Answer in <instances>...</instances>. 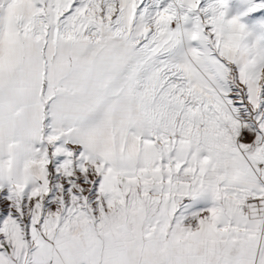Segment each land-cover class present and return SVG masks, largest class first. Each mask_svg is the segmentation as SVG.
<instances>
[{"label":"snow or ice","instance_id":"1","mask_svg":"<svg viewBox=\"0 0 264 264\" xmlns=\"http://www.w3.org/2000/svg\"><path fill=\"white\" fill-rule=\"evenodd\" d=\"M0 264H264V0H0Z\"/></svg>","mask_w":264,"mask_h":264}]
</instances>
